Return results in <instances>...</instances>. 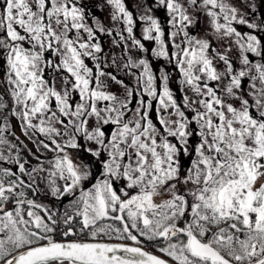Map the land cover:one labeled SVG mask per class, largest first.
<instances>
[{
  "label": "snow or ice",
  "instance_id": "obj_1",
  "mask_svg": "<svg viewBox=\"0 0 264 264\" xmlns=\"http://www.w3.org/2000/svg\"><path fill=\"white\" fill-rule=\"evenodd\" d=\"M153 3L0 0V264H264V0Z\"/></svg>",
  "mask_w": 264,
  "mask_h": 264
},
{
  "label": "rangeland",
  "instance_id": "obj_2",
  "mask_svg": "<svg viewBox=\"0 0 264 264\" xmlns=\"http://www.w3.org/2000/svg\"><path fill=\"white\" fill-rule=\"evenodd\" d=\"M84 3H86L87 5L86 11L90 16H94L95 18L101 20L106 26L121 27V25H112V22L110 21V13L112 9L111 6L106 4V0H84ZM125 3L128 9L133 12L134 18H136L137 26L134 29V32L137 38H141V26H142V22L139 21L138 17L141 14H143L144 10L149 6H151L152 8V12L149 14L159 18L162 26H164L166 29L169 28L168 14L166 10L160 7L158 4L153 3V0H125ZM262 13H264V6L260 7L259 10L257 11L256 13L257 18H259V16ZM241 30H245V29L241 28ZM196 31L197 30H194V32ZM206 31H207V22L205 19L202 18L197 34L203 36L205 35ZM102 43L104 45L105 51L108 52L111 49V38L107 36L102 37ZM144 43L149 48L154 46V44L150 42L144 41ZM112 50L115 51L117 54H119L121 51L120 49H112ZM149 58L151 59L152 64L155 65L154 70L158 71L161 67L167 68L168 72L170 73L173 79L172 86L174 90H177V95H182V93L179 92L178 90L180 87L179 85L180 76L178 69L173 64H168L167 61L157 60L154 57H149ZM2 78H3V71L2 69H0V79ZM0 91H2V86H0ZM5 100L9 104H11V101L8 100L7 96H5ZM10 124L12 125V127L9 128L8 139L14 143H19L18 141H16V137L18 136L20 140L24 141V145H26L27 148H23V146H21L23 149L21 152V156L22 158L26 157L32 163V166H34L36 161L32 156L27 155V149H32V151H36V147L27 137L23 135L22 129L19 127V121H17L15 118H12L10 120ZM12 133H14V135H12ZM41 152H43V149H41ZM45 155L50 157L51 153H46ZM5 166L12 167L11 165H5ZM29 197H31L30 193H29ZM45 202L49 204L52 203V201L50 200Z\"/></svg>",
  "mask_w": 264,
  "mask_h": 264
},
{
  "label": "flooded vegetation",
  "instance_id": "obj_3",
  "mask_svg": "<svg viewBox=\"0 0 264 264\" xmlns=\"http://www.w3.org/2000/svg\"><path fill=\"white\" fill-rule=\"evenodd\" d=\"M32 166V163L31 164H29V165H26V167H31ZM151 250V249H150Z\"/></svg>",
  "mask_w": 264,
  "mask_h": 264
}]
</instances>
